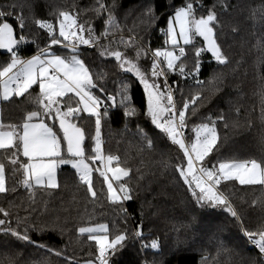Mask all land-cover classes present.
<instances>
[{
    "label": "trees",
    "instance_id": "trees-1",
    "mask_svg": "<svg viewBox=\"0 0 264 264\" xmlns=\"http://www.w3.org/2000/svg\"><path fill=\"white\" fill-rule=\"evenodd\" d=\"M115 17L118 28L114 36L101 37L100 44L125 52L135 60V50L125 48L120 38L134 37L137 43L148 49L165 47L166 37L161 29L167 27L168 16L174 6L184 0H103ZM197 15H206L214 9L218 21V43L228 57L226 65L218 63L207 52L200 57L201 70L198 79L170 73L169 82L175 92L178 106L192 95L201 99L196 104V114L188 112L189 128L200 123L216 122L219 136L218 147L210 154L217 160L264 161V115L261 92L264 90V0H192ZM202 5V7H201ZM96 0H0V11L11 12L7 19L16 27L17 17L23 15L26 27L23 34L28 43L21 45L22 57L34 55L39 48L50 43L47 33L39 29L35 19H47L53 24L60 11L79 16V22L91 24L94 35L103 31V19L94 12ZM151 8L155 19L146 15ZM22 10V11H21ZM58 32V28H57ZM17 36L20 29L16 27ZM87 35V33H85ZM35 41V43H32ZM196 47H202L196 37ZM97 47L80 46L83 58L93 74H102L99 81L106 89L102 94L115 95L117 107L109 109V116L102 122V139L105 154L120 157L121 165L131 169V178H124L133 189L132 199L123 204H113L106 198L103 177L93 173L95 190L93 199L81 185L74 169L61 166L58 188L35 189L30 193L19 181L22 173L13 171L5 150H0V163L5 164L7 193H0V213L5 224L0 225V264H83L95 262L96 245L81 235L79 227L98 224L108 226L112 235L126 233V243L111 258V264H261L259 252L250 248L243 230L256 231L264 228V187L240 185L236 181H222L220 191L238 212L233 218L223 207L201 208L196 204L187 185L178 180L174 165L182 153L167 141L163 134L141 114L144 104L143 87L131 73L121 70L113 58L99 56ZM58 52L67 51L60 45L53 46ZM187 69L193 68L194 49L185 46ZM151 53L138 61L143 69L151 67ZM8 54L0 52V64ZM128 85L137 115L126 118L119 105L120 92ZM22 97L9 101L0 100V121L5 124L22 123L28 111L35 110L38 87L30 89ZM83 127L91 144L94 119L82 114ZM223 119H219V117ZM142 129L155 147L148 148L138 134ZM21 159H24L21 157ZM99 162H97V166ZM14 189V190H13ZM5 229L25 230L34 243L17 240ZM142 230V237L134 232ZM156 240L158 247L151 248ZM43 245L44 247H38ZM51 249L52 251H48ZM55 252H59L57 256Z\"/></svg>",
    "mask_w": 264,
    "mask_h": 264
},
{
    "label": "snow or ice",
    "instance_id": "snow-or-ice-1",
    "mask_svg": "<svg viewBox=\"0 0 264 264\" xmlns=\"http://www.w3.org/2000/svg\"><path fill=\"white\" fill-rule=\"evenodd\" d=\"M96 3L93 10L98 17L107 13L99 36L94 35L91 24L80 23L78 15L60 11L55 24L47 19L34 20L35 25L47 33L50 43L45 48L37 46L36 53L30 57H22L20 54L21 45L29 42L23 34L26 27L23 15L17 17L16 27L21 33L17 36L16 27L7 19L12 13L0 11V49L8 54V59L0 64V100L9 101L26 93L31 95L29 90L33 86L38 87L35 97L37 108L28 111L21 124H0V150L10 153L7 159L13 166V171L22 173L19 183L30 193L35 189L58 188V167L70 165L80 184L86 186L90 197L95 199L99 195L93 183V173L96 172L103 177L107 200L113 204H123L133 198V189L124 180L131 178V169L121 166L118 155L105 154L102 139V122L109 116V109L117 107L116 98L112 94L102 98L106 89L99 81L104 76L93 74L80 48L82 45L101 48V37L107 39L110 35L114 36L113 29L119 27L103 0H96ZM146 15L150 22L155 19L151 8ZM217 21L214 9H208L206 15L198 16L192 0H184L181 6H174V11L168 16L166 30L161 29L166 37L165 47L148 49L137 43L134 37H129L128 40L121 37L120 43L125 48L135 50V60L128 58L125 52L107 45L99 51V56L113 58L121 70L131 73L143 87L145 107L141 114L150 120L178 153H182L174 165V171L178 173L177 179L187 185L196 204L201 208L223 207L233 218L239 220L238 212L220 191L222 181L264 186V161L217 160L213 163L208 159L218 147L216 122L209 119L208 122L193 125L190 130L194 137H186L189 109L191 107V114L195 115V106L201 97L197 94L183 99L182 107H179L168 80L170 73L178 72L182 77L191 76L196 79L197 84H201L202 81L198 79L200 57L205 52L210 53L218 65L228 63V57L218 43ZM196 37L201 38L202 47L195 46ZM55 45L67 49V52L57 54L52 50ZM185 46H192L194 49V64L191 69H187L182 60L186 58ZM149 52L151 67L143 69L138 61L142 55L148 56ZM120 97L119 105L124 109V117L136 116L137 109L128 94V85L123 86ZM261 97L264 105V90ZM82 114L94 119V134L90 136V145H86L89 136L82 123H78L85 118ZM219 119L222 120L223 117ZM46 121H53V124ZM138 134L147 142L148 148L155 147L154 141L142 129L138 128ZM97 162L99 166L93 167ZM5 173V164L0 163V193L8 192ZM0 213L5 217L9 215L4 208H0ZM3 224L5 220L0 219V225ZM4 231L6 234L10 231L17 240L34 243L27 230ZM77 231L81 235L87 233V238L96 245L95 262L89 260L87 264H111L112 256L126 243V233L121 232L110 238L108 226L104 224L79 227ZM134 235L142 237V230H136ZM243 235L258 249L260 256L264 257V228L256 231L245 229ZM157 247L158 242L153 240L151 248ZM55 254L60 255L59 252ZM261 264H264V260Z\"/></svg>",
    "mask_w": 264,
    "mask_h": 264
},
{
    "label": "rangeland",
    "instance_id": "rangeland-1",
    "mask_svg": "<svg viewBox=\"0 0 264 264\" xmlns=\"http://www.w3.org/2000/svg\"><path fill=\"white\" fill-rule=\"evenodd\" d=\"M52 50H54V51H56L57 52V54H60V53H64V52H67V51H61V52H58L55 48H52ZM30 57V56H29ZM162 79V78H161ZM33 87H35V86H33ZM73 106H75L74 104H73ZM86 115V114H85ZM47 123H49L50 125H52L53 124V121H46ZM78 123H82V125L84 124L83 123V121H78ZM56 129H58V123L56 124ZM56 129H54V130H56ZM186 137H189V136H187L186 135ZM190 137H194V133H192V135L190 136ZM60 166H64V165H60ZM60 166L58 167V169H57V173H56V175H57V181H59V176H58V173H59V168H60ZM66 166H70V165H66ZM97 166V163H96V165H93V167H96ZM122 166V165H121ZM71 167V166H70ZM75 171V170H74ZM83 264H87V262H85V263H83Z\"/></svg>",
    "mask_w": 264,
    "mask_h": 264
},
{
    "label": "built area",
    "instance_id": "built-area-1",
    "mask_svg": "<svg viewBox=\"0 0 264 264\" xmlns=\"http://www.w3.org/2000/svg\"><path fill=\"white\" fill-rule=\"evenodd\" d=\"M169 83H170V82H169ZM170 84H171V83H170ZM171 85H172V84H171ZM174 100L176 101V103H177V105H178L176 95H174ZM246 239H247V238H246ZM247 241H248V240H247ZM248 243H249L250 248H252V249L258 251V249H257L254 245H252L250 242H248ZM263 259H264V257H263Z\"/></svg>",
    "mask_w": 264,
    "mask_h": 264
},
{
    "label": "water",
    "instance_id": "water-1",
    "mask_svg": "<svg viewBox=\"0 0 264 264\" xmlns=\"http://www.w3.org/2000/svg\"><path fill=\"white\" fill-rule=\"evenodd\" d=\"M17 34V33H16ZM0 52L2 53V54H7L6 53V51L5 50H2V49H0ZM210 54V53H209ZM211 55V54H210Z\"/></svg>",
    "mask_w": 264,
    "mask_h": 264
},
{
    "label": "crops",
    "instance_id": "crops-1",
    "mask_svg": "<svg viewBox=\"0 0 264 264\" xmlns=\"http://www.w3.org/2000/svg\"><path fill=\"white\" fill-rule=\"evenodd\" d=\"M0 124H3V125H5V126L9 125V124L2 123L1 121H0ZM60 167H61V166H60ZM59 171H60V168H59ZM58 176H59V173H58ZM263 187H264V186H263Z\"/></svg>",
    "mask_w": 264,
    "mask_h": 264
}]
</instances>
